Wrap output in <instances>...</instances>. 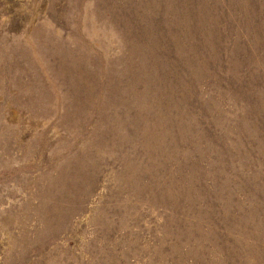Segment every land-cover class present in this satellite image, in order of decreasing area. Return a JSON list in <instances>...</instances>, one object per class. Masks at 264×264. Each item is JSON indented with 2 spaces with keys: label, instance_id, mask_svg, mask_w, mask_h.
Instances as JSON below:
<instances>
[{
  "label": "rangeland",
  "instance_id": "374dc122",
  "mask_svg": "<svg viewBox=\"0 0 264 264\" xmlns=\"http://www.w3.org/2000/svg\"><path fill=\"white\" fill-rule=\"evenodd\" d=\"M0 264H264V0H0Z\"/></svg>",
  "mask_w": 264,
  "mask_h": 264
}]
</instances>
